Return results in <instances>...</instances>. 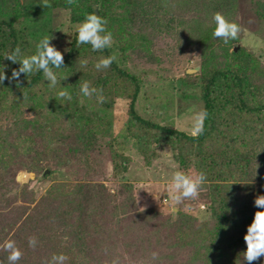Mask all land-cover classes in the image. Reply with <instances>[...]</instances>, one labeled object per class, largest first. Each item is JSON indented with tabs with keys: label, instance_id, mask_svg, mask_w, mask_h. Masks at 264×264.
<instances>
[{
	"label": "trees",
	"instance_id": "obj_1",
	"mask_svg": "<svg viewBox=\"0 0 264 264\" xmlns=\"http://www.w3.org/2000/svg\"><path fill=\"white\" fill-rule=\"evenodd\" d=\"M259 3L263 20L264 2ZM213 4L0 0V64L8 66L6 77L19 65L4 60V54L19 46L21 56L31 55L41 37L53 38L56 10L67 11L71 24H80L87 14L101 15L113 34L111 47L93 52L90 45H77L75 31L62 54L63 68L55 70L56 87H49L40 71L0 82V264H9L3 247L8 240L22 252L18 264H48L61 253L68 258L64 264H119L123 257L128 258L123 264H160L146 253L152 247L164 264H244L243 236L261 210L254 207L255 198L264 195V64L253 53L231 49L238 36L227 44L212 37L214 13L233 21L231 7ZM162 33L177 41L172 48L199 52L200 62L178 84L144 91L145 117L139 105L144 76L131 62L135 56L150 57L153 35ZM110 54L116 55L113 63L97 70L98 59ZM83 81L103 90L104 103L79 93ZM60 86L71 93L70 101L57 96ZM196 92L208 117L203 134L193 137L174 124L171 112L184 110L183 102L175 106L176 98L186 100ZM117 109L123 115L118 131ZM127 148L141 156L144 167H152L162 153L172 161V173L203 171L208 214L199 205L192 214L175 202L177 215L138 210L133 185L122 178L130 163ZM107 152L108 182L114 187L96 180L103 172L99 158ZM70 167L80 179L53 181ZM19 172L51 184L38 198L32 183L16 181ZM33 237L37 243L30 247ZM261 261L264 257L252 264Z\"/></svg>",
	"mask_w": 264,
	"mask_h": 264
},
{
	"label": "rangeland",
	"instance_id": "obj_2",
	"mask_svg": "<svg viewBox=\"0 0 264 264\" xmlns=\"http://www.w3.org/2000/svg\"><path fill=\"white\" fill-rule=\"evenodd\" d=\"M214 2V7L218 4L220 7H231V16H233V21L240 26V32L238 33L239 43H233L231 49H243L246 52L255 54L260 62L264 64V19L260 18V13L262 12V6L259 2H264V0H211ZM259 1V2H258ZM221 3L225 5H221ZM54 18L52 20L53 28V38L51 44L54 45L58 50L64 54L67 51L69 43L72 39L73 33L77 30L80 24H71L68 20L69 14L64 10H56L53 12ZM149 17V13H147ZM151 16V15H150ZM153 18V16H151ZM147 19V18H146ZM152 45L146 59L141 58V56H135L132 59L131 65L132 70L138 74L144 76L145 86L143 88L139 104L142 114L145 117L149 116V110L147 108L144 91L149 90L153 87L160 89L166 87L169 83L178 84L179 80L182 79L184 73H188L189 69H194L196 71L198 63L200 62V53L191 51V47H183V49L172 48L174 44L177 43L175 39L169 37V35L162 33L157 36L153 35ZM178 40H181L176 36ZM156 70L157 77L152 76L151 72ZM189 74V73H188ZM146 79V80H145ZM176 98L174 100L175 106H179V102L184 103V110L178 109L172 110L173 122L174 124L188 132L191 133L193 124V114L199 111L202 107V102L197 96L191 97L186 100ZM117 107H120L118 105ZM116 110L115 122H120L123 117L121 111ZM118 122V123H119ZM120 128V123L116 125V131ZM165 151V150H164ZM108 152L103 154L99 159V165L102 166L103 172L101 176L98 177L97 181H102L104 184L111 185L108 182L111 170L107 169L106 162L108 160ZM125 155L130 158V163L128 165L127 172L122 176L123 180L133 185V196L135 204L138 210H149L150 208H156L164 210L166 213L168 210L172 211L176 208L174 201L172 200V192L168 190L167 184L171 177V169L173 168L172 161L165 154L159 155L158 159L153 161L152 167H144L142 158L140 155L136 154L131 148H127ZM72 168V169H71ZM81 173L74 167L69 169H63L60 173H56L54 180L55 182H73L76 179L81 178ZM64 176H67L64 178ZM34 176L32 173L19 172L16 176V181L20 184H31L34 185L36 196L39 198L42 196L48 186L51 184L50 181L35 183L33 182ZM31 185V186H32ZM112 186V185H111ZM114 187V186H112ZM205 193V188L202 187L199 195L195 199L184 200L179 204L180 209L190 210L192 214L196 211L195 207L199 205L201 212H206L204 204L202 203V194ZM191 205H193L191 207ZM173 212V211H172ZM177 215V211L174 212ZM197 215V214H196ZM195 215V216H196ZM200 217L207 218L205 214L199 213ZM206 216V217H205ZM136 249L138 247L135 246ZM153 248V247H152ZM149 249L146 253L151 256V259L156 261L160 260V264L164 262L157 256L158 250ZM160 250V249H159ZM153 253H156L155 258ZM139 259L141 257H138ZM127 257H123L119 264L125 263Z\"/></svg>",
	"mask_w": 264,
	"mask_h": 264
},
{
	"label": "clouds",
	"instance_id": "obj_3",
	"mask_svg": "<svg viewBox=\"0 0 264 264\" xmlns=\"http://www.w3.org/2000/svg\"><path fill=\"white\" fill-rule=\"evenodd\" d=\"M212 21L215 24L212 30L213 38H220L223 43L227 44L230 40H235L240 32V26L231 20L226 19L220 13H214ZM108 21L101 15L94 13L87 14L76 30L77 45H90L91 51H103L111 47L113 43V34L106 28ZM49 36L41 37L35 45V52L31 55L21 56L19 46L15 47L11 52L4 54V60L10 61L13 64H18V69H13L11 75L6 77L7 65L0 64V82L6 78L10 81L17 80L21 74H32L40 71L49 87H56L57 73L55 70L62 69L64 60L60 50L54 45L50 44ZM116 59L115 54L101 57L94 64L97 70L108 68ZM82 67L86 66L87 60H81ZM194 69H189V74H194ZM79 93L83 97L94 96L98 104L105 101L103 90L101 88L91 86L88 81H83L79 87ZM57 96L70 101L72 99L71 93L66 87L60 86ZM208 117L206 109H200L193 114V124L191 135L193 137L203 134L204 121ZM206 174L203 171H197L191 175L184 170L177 169L171 174L170 181L167 188L172 192V200L176 204H180L184 200L195 199L198 197L203 185L206 183ZM254 207L261 209L254 213L252 222L247 226L246 233L243 236L246 245L242 252L244 264H252V262L264 257V195L257 196L254 200ZM173 212L178 209L173 208ZM36 239H29V246H36ZM8 252L6 257L9 264H18L21 259L22 252L16 246L15 241L8 240L3 245ZM156 253H153L155 258ZM67 256L63 253L53 254L48 264H64ZM264 264V261H261Z\"/></svg>",
	"mask_w": 264,
	"mask_h": 264
},
{
	"label": "water",
	"instance_id": "obj_4",
	"mask_svg": "<svg viewBox=\"0 0 264 264\" xmlns=\"http://www.w3.org/2000/svg\"><path fill=\"white\" fill-rule=\"evenodd\" d=\"M93 10H94V12L96 13L97 12V7H93ZM236 49V48H235ZM189 73V72H188Z\"/></svg>",
	"mask_w": 264,
	"mask_h": 264
}]
</instances>
